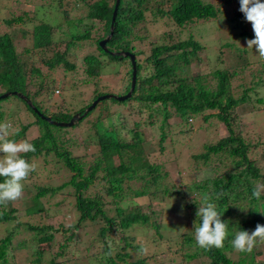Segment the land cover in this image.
Here are the masks:
<instances>
[{
    "label": "trees",
    "instance_id": "trees-1",
    "mask_svg": "<svg viewBox=\"0 0 264 264\" xmlns=\"http://www.w3.org/2000/svg\"><path fill=\"white\" fill-rule=\"evenodd\" d=\"M145 2L146 0H119L113 22V32L105 44L106 48L112 51L124 50L137 54V51H134L135 46L131 42L134 39L142 37L136 35L133 32V28L134 26H138L144 19L146 11L143 10L148 8L145 6ZM75 4L85 7L87 10L85 15L87 19L85 21L86 29L80 31L81 20L79 18L72 20L66 18V29L62 30V33L64 36H68L69 41L66 43L65 49L63 51L56 50L48 59L42 57V61L50 68H54L61 63L67 69L73 68L74 64L68 61L66 54L70 47L75 44L74 40L81 41L90 37L93 38L91 31L97 27L93 20L103 22L102 32H104L102 36H97L93 40L98 50L104 52L99 46L98 41L106 37L110 32L111 15L115 0H112V3L109 0H95L92 2H88V0H75ZM232 11H234L233 8H224L221 11L226 18L223 24H219V26L224 27V32L227 35L224 32L218 34L214 31L216 34L215 39H217V43L220 46L232 48L237 52H247L250 50L247 48V40L254 38L252 26L246 21L242 12L234 15ZM156 12H159L163 16H169L178 26L199 20L217 19V14H219L218 8L215 5L204 3L202 0H174L168 9L162 10L156 8ZM62 13L66 15L67 12L63 10ZM9 14L10 16L4 18L1 22L4 25L5 31L0 34V94L6 91L21 92L30 99L32 105L42 114L50 115L52 119L57 121H68L77 110L48 113L49 108L43 106L35 99L40 91L37 90L32 95L27 90V63L20 61L15 45V33L17 30H22L20 26L26 13L25 11H21L19 14H13V12L9 11ZM238 17H241L242 20H238ZM35 18L38 20V23H35L32 31L34 46L39 47L40 50H43L42 53H44L45 47L56 41H53L51 35L50 29H52V26L50 22L44 21L43 23H39L38 17L35 16ZM55 19L58 20L57 18ZM234 20H238L235 25L233 23ZM229 24H233V27L236 28V31L231 36L228 35ZM53 26L60 28L58 22L53 24ZM150 47L149 53L144 59V63H146L144 65L150 64L152 73L146 77H142L140 70L144 65L136 58L135 85L129 97L125 99L104 98L81 117L80 120H77L70 126H57L47 122L27 102L17 96L23 100V103L32 112L34 118L30 122L20 123L19 127L15 128L9 123L11 125L10 138L17 142L24 141L26 140L28 129L32 125L37 126L35 129L37 133L30 140L35 145L36 151L22 155V158L26 159L30 164H34L32 158L40 156L43 152L45 162L50 157L51 162L53 161L57 164L60 162L67 168L70 174L59 185L36 186V192L29 197V203L24 207V213L27 216V221L24 224L20 222L21 216L18 214L16 207L0 205V223L16 221V225L6 230L0 237V264H14L11 260L9 261L8 254L12 246V239L15 234L20 232L18 229L22 225L26 226L27 232L32 233L29 241L26 243H39L45 246L32 252V257L28 260V264H62L59 260H61L60 257L63 255L65 247L57 242L56 246L58 249L53 251L54 244L49 246L48 244L56 240L57 232H61L62 235L66 233L64 241L68 242L72 240L75 233L74 229L78 225L68 224L65 226L63 224L64 228H57L54 223L47 220L49 212L42 200V197L47 194H54L62 188H66L74 197L78 224L88 220L95 230V239L92 242L100 248L95 257L99 256L100 260H104L108 264H149L147 259L139 256V254H137L134 260H130L128 251L129 240L127 236H124L127 228L136 223L146 224L149 221V216L148 214L134 211L125 213L126 210L120 206V201L123 197L139 198L142 201L143 199L140 197L155 195L157 193L166 195L173 193L180 194L182 191L174 189V185H168V168L163 167L159 163L149 162L145 151L149 143H147L148 141L146 142V139L136 129L139 126V122L134 121L133 127H130L128 123L120 126L115 124L120 120L121 113L115 112L111 115V107L116 111L118 107L132 105V101L139 102L140 106H146L148 109L154 108L153 110L155 111H158V108H160L162 119L158 127V136L161 142L167 140L166 137L169 133L167 119L174 115L181 117L185 123H187L188 118L197 117L200 114H202L205 120L210 117H216L226 127L227 134L214 142L205 144V151L198 154V156L204 161H207L212 156L215 160L219 159L222 166H231L221 173L219 172V166H217L213 175H206L200 181L193 183L192 188L198 191L201 196L199 200L193 196L191 198L192 201L188 202L187 207L191 209L193 219L196 220L198 226L200 223L196 216L198 205L204 202L205 197H208L212 202L216 203L217 210L222 213L221 220L227 223L230 235L224 241L223 248H212L211 250L202 249L196 244L193 231L192 233L182 234V239L184 244L190 245V247L193 245V249L187 251V258L200 255L201 262H205L204 264H239L225 254L226 251L234 249L232 243H228L231 233L234 231L232 235L235 237V234L240 230L254 231L258 223L264 222V214L262 212V216L255 219L234 220L231 215V205L237 199L246 198V196H239L242 191L247 190L252 193L255 182L256 184H264V172L250 160L247 154L250 142L243 138L240 127H238L239 131L234 129V125L231 123V112L235 107L249 102L253 103V105L258 103L259 107H264V77L261 80L247 81L242 68L228 70L216 68V66L214 69L209 70V74L214 79V85L208 82L205 75L188 76L186 72L188 71L191 58L196 57L198 49L201 48L200 42L193 40L192 36L178 43L168 44L160 42L153 43ZM187 47H191V49L187 50ZM252 50L256 51L255 48ZM173 51L175 52L173 53ZM255 53L256 55L258 54L257 52ZM110 54L108 53L109 58L118 63L129 59L127 56ZM257 57L260 58V68L264 67V58H261L259 55ZM83 61L87 65L85 69L86 75L95 77L101 73L104 61L98 56L88 54L83 57ZM253 68L249 67L248 70ZM259 69H256L258 74L261 73ZM131 70L130 64L128 70L129 80L124 86L123 94L129 90ZM30 72L41 77V73L36 67H32ZM41 82L42 80L38 81L39 89H42L43 86ZM92 89L94 95L91 96L92 98L88 100L84 107L78 108L80 114L83 113L85 107L89 106L97 96L104 94L103 92L97 94V86ZM3 98H0V100ZM103 101L110 103L105 104L106 102ZM104 105L107 107L105 117L108 118V121L105 124L102 120L93 122L94 133L91 137L93 140L91 144L97 147L98 150L95 152L97 156L90 163L86 171L84 163L79 160L80 157L75 154L76 152H73V147L82 144L86 150L90 145H87L85 142L79 143L74 137L63 139L60 135L61 132L66 133V130H71L67 128L79 124L94 110L98 108L100 110ZM1 106L4 105H0V123H4L5 119H7L6 117L10 116L11 113L8 114V112L3 111ZM151 114L149 113L150 116ZM12 119H15L14 115ZM54 127L60 128L61 131L53 129ZM127 132L132 133L133 138L131 141H126L125 139V133ZM183 132L190 133L186 129ZM174 160L178 162V155ZM35 163L37 164V162ZM171 165L173 166L174 164L172 163ZM100 173L101 175H99ZM2 181L3 178H0V182ZM137 181H140V183L132 186ZM239 187H243L241 192L236 190ZM192 188L190 187L191 191ZM231 193L234 194V197L231 196ZM231 197L233 198L232 202H229ZM256 201L258 204L261 203L264 206V193H262L259 200L253 196L250 198L249 202L252 205L255 204V211L257 207ZM113 204L115 205L116 215L111 216L107 214L106 206ZM117 215L118 218L116 217ZM113 234H119V236L114 239L112 237ZM24 242L25 240L23 239ZM114 242H120V244L116 246V244H113ZM18 245H20V242Z\"/></svg>",
    "mask_w": 264,
    "mask_h": 264
},
{
    "label": "rangeland",
    "instance_id": "rangeland-1",
    "mask_svg": "<svg viewBox=\"0 0 264 264\" xmlns=\"http://www.w3.org/2000/svg\"><path fill=\"white\" fill-rule=\"evenodd\" d=\"M92 1L95 0H88V2ZM109 1L112 3V0ZM202 1L204 3H212L218 8L219 14H217V19L199 20L178 26L169 16H163L159 12H156V8L162 10L168 9L174 0H146L145 6L148 8L143 10L146 11L144 19L138 26H134L133 28V32L142 37L134 39L131 42L135 46L134 51H137V54H134L135 58L144 65L146 64L144 63V59L149 53L151 44L160 42L168 44L178 43L192 36L193 40L200 42L201 48L198 49L197 56L191 58L188 71L186 72L188 76L205 75L208 82L214 85V79L209 74V70L214 69L216 66V68L228 70L242 68L247 81L263 79L264 67L260 68V58L257 57L256 51L250 49L247 52H237L232 48L218 45L217 39H215V32L221 34L225 31L224 27L219 26V24H223L226 18L221 11L224 8H233L232 14L238 15L241 12L240 0ZM63 10L67 12L66 15L62 13ZM9 11L13 12V14H19L21 11H25L26 13L20 26L22 30H17L15 33L16 52L19 55L20 61L27 63V90L32 95L37 90L40 91L35 99L43 106L49 108L48 113L56 111L69 112L71 110L79 112L78 110L84 107L88 100L92 98L91 96L94 95L92 88L95 86L98 87L97 94L101 92L104 93L102 95L113 94L122 96L125 94H123V90L129 80L130 59L118 63L109 58L108 53L110 54L112 50L108 48H103L104 52L98 50L93 39L97 38V36H102L104 32H102L103 22L101 23L99 20H93L97 25L91 31L93 38L90 37L81 41L74 40L75 44L68 50L66 56L68 61L74 64L73 68L67 69L63 63L50 68L42 61V57L48 59L56 50L63 51L65 49V45L69 41L68 36H64L62 33V30L66 29V18L70 20L79 18L81 20L80 31L86 29L85 21L87 19L85 15L87 10L85 7L77 6L75 0H17V2L15 0H0V34L5 31L4 25L1 22L4 18L10 16ZM35 16L38 17L39 23H43L44 21L50 22L52 26V29H50L51 35L53 41H56L46 46L44 53H42L43 50H40L39 47L34 46L32 31L35 23H38ZM238 20H242V18L238 17ZM238 20H234V25ZM56 22L60 24V28L53 26ZM68 25L70 24L68 23ZM228 26V35L231 36L236 31V28L233 27V24H229ZM237 31L239 30L237 29ZM224 34L227 35L226 32ZM190 49L191 47H187V50ZM88 54L96 55L104 61L101 73L98 76L90 77L85 73L87 65L83 61V57ZM215 55L217 56L215 57ZM32 67L39 69L41 77L30 72ZM249 67L254 68L248 70ZM256 69H259L261 73L258 74ZM151 73L152 67L148 63L147 66L144 65L140 70L142 77H146ZM39 80H42V89L38 87ZM56 88L59 89L58 92ZM23 100L12 94L0 100V105H4L1 106V109L8 112V114L11 113L10 116L6 117L7 119H5L4 123H10L15 128L19 127L20 123L30 122L34 118L32 112L23 103ZM107 103L110 102H106L105 104ZM153 109L140 106L139 102L132 101V105L118 107L116 111L111 107L110 111L111 115L115 112L121 113L120 120L115 123L117 126L128 123L130 127H133L134 121L139 122V126L136 129L146 139V142L148 141L147 143H149V146L145 148L147 153L145 154L149 162L159 163L163 167L168 168V185H174V189L182 191L180 194L173 193L166 195L157 193L155 195L140 197L143 199L142 201L139 198L123 197L120 201V206L124 207L125 213L134 211L148 214L149 216V221L146 224H133L124 232V236H127L129 240L128 251L130 260H134L137 254H139V256L146 258L149 264H204L205 262H201L200 255L187 258V251L192 250L193 245L190 247V245L184 244L182 234L192 233L193 231V235L195 236L194 222L196 226L198 224L193 219L191 209L187 207L188 202L192 201L191 198L193 196L197 197L198 200L201 196L198 191L192 188V184L200 181L206 175H213L217 166H219L220 173L226 171L231 166H222L221 161L219 159L215 160L212 156L207 161L198 156V154L205 151V144L214 142L227 134L226 127L216 117H210L205 120L202 114H200L197 117L188 118L187 123H185L181 117L174 115L167 119L169 133L166 137L167 140L161 142L158 136V127L161 123L162 112L160 108H158V111ZM98 110L99 108L94 111L92 110L93 112L79 124L67 128L71 130H66V133L61 132L60 135L63 139L74 137L79 143L85 142L87 145H90L86 150L82 144L73 147V152H76L75 154L80 157L79 160L84 163L86 171L90 163L97 156L95 152L98 150L97 147L91 144L93 142L91 137L94 133L93 122L102 120L105 124L108 121V118L105 117L107 107L104 105L99 112ZM149 113H152L151 116ZM13 115L15 119H12ZM231 117L234 129L239 131L238 127H240L243 138L250 142L247 153L250 160L264 172V107L261 108L258 103L253 105L250 102L239 105L232 110ZM36 128V125H32L28 129L26 135L27 141L30 142L37 133ZM53 129L61 131L57 127ZM185 129L190 133L183 132ZM132 138L131 132L125 133L126 141H131ZM151 150L153 151L151 152ZM1 154L0 156H2ZM41 155L32 158L35 170L23 181V196L15 202L4 205L5 207L8 205L13 208L16 207L18 214L21 216L20 222L23 224L27 221L24 207L29 203V197L36 192V186L59 185L70 174L67 168L60 162L58 164L53 161L51 162L50 157L45 162L43 152ZM177 155L178 162L174 160ZM171 162L176 166H172ZM139 183L140 181H137L132 186H136ZM255 185L256 182L253 186L255 187ZM188 189H190L191 193ZM242 189L243 187L236 188L239 192ZM233 195L231 193L232 197H234ZM239 196H246V198L237 199L235 203H232L231 215L234 220L255 219L262 216L261 213H264V206L261 203L258 204L256 201L258 205L256 204L255 211V204L252 205L249 202L252 193L244 190ZM232 197L229 202H232ZM42 200L49 212L47 220L54 223L57 228H64L63 224L65 226L68 224L78 225L74 229L75 233L72 240L68 242L64 241L66 233L62 235L61 232H57L56 240L48 244V246L54 244L53 251L58 249L56 246L57 242L65 247L63 255L60 257L61 260H59L62 264H108L104 260H100L99 256L95 257L96 253L100 251V248L92 242L95 239V230L88 220L78 224L74 197L66 188L59 189L54 194H47L42 197ZM106 212L111 216L116 215L115 205H107ZM116 217L118 218V215ZM258 224L264 225V222L262 221ZM14 225H16L15 220L0 223V237ZM18 231L20 232L15 234L12 239V246L8 254L9 261L11 260L14 264H28V260L32 257V252L45 246L39 243H26L29 241L32 233L27 232L28 230L25 225L20 226ZM232 233L234 234V231ZM232 233L228 243H231L234 239ZM118 236L119 234H113L112 237L115 239ZM23 239L25 240L24 243ZM19 242L22 246L18 245ZM113 244L117 246L120 242H114ZM225 254L239 264H264V242L258 241L250 254L237 252L235 249L226 251Z\"/></svg>",
    "mask_w": 264,
    "mask_h": 264
},
{
    "label": "clouds",
    "instance_id": "clouds-1",
    "mask_svg": "<svg viewBox=\"0 0 264 264\" xmlns=\"http://www.w3.org/2000/svg\"><path fill=\"white\" fill-rule=\"evenodd\" d=\"M240 11L254 32V38L247 40V48H255L258 55L264 58V2L240 0ZM10 128V124L0 123V153L3 154L0 156V178H3L0 182V205L19 200L23 196V181L35 170L34 164L22 158V155L35 152V145L27 140L17 142L11 139ZM262 193L264 184L257 183L252 196L259 200ZM196 216L200 221L198 226L194 222L196 244L205 250L223 248L229 235L228 225L221 220L222 213L217 210L216 203L205 197L204 202L198 205ZM258 241L264 242V225L261 224H257L251 233L247 230L238 231L231 243L237 252L250 254Z\"/></svg>",
    "mask_w": 264,
    "mask_h": 264
},
{
    "label": "water",
    "instance_id": "water-1",
    "mask_svg": "<svg viewBox=\"0 0 264 264\" xmlns=\"http://www.w3.org/2000/svg\"><path fill=\"white\" fill-rule=\"evenodd\" d=\"M119 0H115V4L113 7V11H112V15H111V24H110V32L109 34L101 39L99 41V46L103 49H106V42L110 39L112 32H113V22L115 20V15H116V10H117V6H118ZM111 54L113 55H118V56H127L130 59V63H131V79H130V87L129 90L122 96H117V95H113V94H106V95H99L97 96L93 102L87 106L85 108V110L83 111L82 114H80L79 112H77L76 114H74L68 121H57L51 118L50 115H44L41 112H39L31 103L30 99H28L24 94H22L21 92H17V91H6L5 93H2L0 95V98L6 97L8 95H16L19 96L20 98L24 99L28 105H30L38 114L41 118H43L44 120H46L47 122L53 124V125H57V126H70L72 124H74L78 119H80L87 111L91 110L93 107H95V105L102 99L104 98H109V97H114L116 99H125L127 97H129L133 91L134 85H135V79H136V62H135V55L129 51H112Z\"/></svg>",
    "mask_w": 264,
    "mask_h": 264
}]
</instances>
